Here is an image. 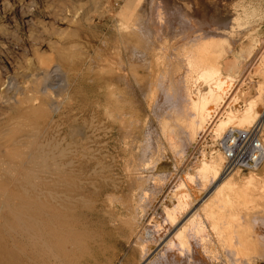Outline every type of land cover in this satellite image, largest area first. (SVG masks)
Segmentation results:
<instances>
[{
	"label": "rangeland",
	"instance_id": "1",
	"mask_svg": "<svg viewBox=\"0 0 264 264\" xmlns=\"http://www.w3.org/2000/svg\"><path fill=\"white\" fill-rule=\"evenodd\" d=\"M159 1L165 3L169 1L170 8L173 7L171 0H0L1 195L10 198L19 190L23 194H25L24 190L25 192L31 190L28 186H24V190L17 189L10 181L13 180L15 164H21L18 160L13 163L15 161L13 158L19 154H29L33 147L29 144L32 142H35L36 145L38 142V147L46 151V154L52 152L59 154L60 151H65L62 153V157L63 155L66 157L63 159L60 157L62 165L67 164V155L74 152L76 139L83 144H90L87 137L91 138L90 140L93 142H108L109 137H104V133L99 131L100 124L97 116L101 67L105 59L115 55L121 32L123 34L126 29L124 33L126 35L134 30L135 24L148 20L153 13L152 6ZM197 2L200 9L195 10L198 14L197 18L199 17L195 21L203 29L227 28L232 30L233 26H237L235 18L239 16L244 18V24L242 23L241 28L234 29L233 36L219 34L213 36V39L211 38L212 41L215 38L214 43L216 41L230 42L233 46V53H228L229 58L228 56L226 58L230 59L233 55L232 60H236L238 57L239 59H237L241 62L243 73L241 81H245V83L241 94L242 99L240 98L241 101L236 102L237 106H233V109L242 111L245 106L244 102L248 98L251 99L260 91H264L258 89L260 84H264V0H198ZM122 22L125 24L121 27ZM250 51L252 52L250 53ZM43 64L59 68L65 77V86L58 94L59 99L66 100V102L56 113L49 110L44 112L39 108L44 105L43 102H48L46 95L43 94L45 91L43 87L54 88L49 85L51 76L49 73L46 76L38 74L37 69L44 66ZM231 69L228 70L232 71ZM225 74L223 73V75ZM37 77L41 78L42 86L40 85V87L42 89L35 88L30 81ZM10 82L14 83L13 87L15 85L14 90L12 88V92L10 91L12 95L16 93L15 98H11L10 92L7 93ZM49 92L52 93L51 90ZM30 98L38 100L34 103ZM243 98L245 99L243 100ZM239 106L242 108L239 109ZM261 106L260 113L264 111L261 109L264 108V104ZM72 130L81 131L83 136L73 138ZM147 134L149 135V133ZM200 137L201 139L199 138L200 140L198 139L197 142L199 144L193 150L188 145H185L184 148L176 143L164 144V160L155 161L156 164L147 162L156 166L158 171H163L158 172L154 166H151L150 173L146 171V181L143 179L142 183L133 181V184L129 180V176H126L125 173L123 160L120 159L118 165L115 166L111 160L114 150H107L104 143L101 145L91 144V153L102 160L92 161L90 169H96L100 174H107V170L103 171L99 162L110 169L113 167V172L116 169L115 174L113 173L114 176L110 175L113 180H105L100 177V174L96 175L92 171L84 177L82 182L61 180V186L56 190L52 187V179L48 175H42L39 189L41 195L46 194L47 197L41 196V201L45 205H49L48 202L53 200L51 196L58 200L61 199L58 202L60 204L58 211L69 213L74 216L72 220H75L71 223L74 234L72 243L64 249L65 256L61 254L64 258L63 263L264 264V172H262L264 165L260 171L256 172L260 177L259 182L255 186L244 185L247 188L245 193L242 192L243 196L233 199L231 204L227 202L221 204L219 211L215 212L213 220L209 218L206 220L207 218H203L200 214L198 215L200 220H195V217L191 219L192 224L189 222L191 226L186 233L190 238H186L185 245L182 244L183 239L174 238L169 244H166V247L164 246L165 250L162 249L156 256L154 253L153 259L146 260L159 244L157 242L159 235L156 233L164 234L168 227L169 222L166 214L170 210L169 208H172L171 210L175 208L177 197L180 198V195L182 197V193H191L193 198H198L204 193L203 185L206 181H202L203 178L196 169L204 159L203 154L207 158L209 157L212 143L210 136L207 139L203 135ZM175 145H178L179 148ZM100 146L103 151L101 154ZM171 147H176V149ZM172 149L175 150L172 151ZM173 155L176 156L175 160ZM175 162L181 167L178 165L176 167ZM186 163L188 164L186 165ZM40 164H37L36 169ZM150 165L144 164L142 168L146 169ZM41 167L44 168V164H41ZM174 168L183 173L177 174L178 172H174ZM172 170L177 175H172ZM237 175V181L243 184L244 178L246 179L250 172L241 171ZM173 177H175L174 180ZM211 180L209 177L210 182ZM73 182L74 184H72ZM144 182L145 185H143ZM69 183L74 185L77 190L68 191ZM113 184L118 186L115 193H112L113 190L111 192L104 190V186L112 187ZM141 184L145 186L144 189ZM202 186L203 188H201ZM63 188H67V191H63ZM78 190L80 191L78 192ZM105 191L107 192L105 193ZM175 192L178 194L176 195ZM55 195L60 197L57 198ZM173 196H177L175 197L177 199H174ZM204 197L205 194L199 199ZM68 198L74 199L75 202L72 203L78 205L74 212H71L73 211L72 207L68 211L63 209L67 205L61 201L64 199L68 201ZM130 198L132 200H129ZM198 207L199 204L188 210L181 218L180 224L183 225V222L185 224L188 219L186 215ZM179 226L181 227V225ZM145 228L149 230L147 232L144 230L141 240L137 235H139V230ZM194 229L197 232L193 231ZM149 234L151 237L155 234L154 238H151ZM165 237H167V241L171 235L166 234Z\"/></svg>",
	"mask_w": 264,
	"mask_h": 264
},
{
	"label": "bare ground",
	"instance_id": "2",
	"mask_svg": "<svg viewBox=\"0 0 264 264\" xmlns=\"http://www.w3.org/2000/svg\"><path fill=\"white\" fill-rule=\"evenodd\" d=\"M171 1L172 8L168 4L169 1L166 3L159 1L157 4H154L151 10L153 13L149 16L148 20L139 24L137 23V25L135 24L136 28L134 27V30L130 33L125 35L126 29L123 31V28L122 31L124 33L122 34L121 31V34L119 33L116 52L114 51L115 55L104 60L100 72L102 76L100 75L101 78L99 80L100 90L98 91L97 116L100 124V133L103 132L104 137H109L107 143L103 141L93 142V140H90L91 138L87 137L90 144H83L80 143V140L76 139L74 143L76 146L75 150L67 155L68 162L65 165L60 164V157H62V153L65 151H60L61 154H53V152L46 154V151L38 147V142L37 145L35 142L29 144L33 145L29 154H19L13 158L15 160L13 163L18 160L21 164L18 162L19 165L15 164V173L12 178L13 180L10 182L17 189L24 190V186H28L31 190L28 192L24 190L25 194L19 190L18 193H14L12 196L9 195L10 198L0 194V264H65L63 263L64 258H62L61 254L65 256L64 249L72 243V236L74 234L71 223L75 221L72 220L74 216L58 211V206L60 205L58 202L61 199L58 200L51 196L53 200L48 202L49 205H45L41 201L42 197H47L46 194L42 196L39 189L41 176L48 175L52 179V187L57 190L61 186V180L82 182L85 179L84 177L87 174L89 175L90 172L92 173V171L96 175H99L100 173L96 169H90L92 161L95 159L102 160V158H96L91 153V144L101 145L104 143L107 150L113 149L114 153L113 155L111 154V160L115 166L118 165L120 159L123 160L126 176H129L131 182L135 181L139 183L141 180L147 179L145 177L147 175L146 171L149 172L151 166H154L147 162L164 160V144L170 143L172 145V143H176L183 147L188 145L193 150L199 144L197 142L199 138L201 139V135L205 139L210 136L212 143V147L211 145L210 147L212 149L211 152L209 151V157L207 158L203 154L204 159L198 169H196L203 178L202 181L208 182L206 186L205 183L204 185L202 183L205 187V189L203 186L201 187L204 193L198 198H193L191 193H182V197L179 194L180 198L173 196L174 199L178 198V201L173 210L169 208L171 211L169 209V211L167 210L168 212L166 211V217L169 222L167 224L168 227L164 234L156 233L159 235L157 237L159 244L157 245V249L151 255L149 254V257L146 259L147 261L153 259L174 238L183 239L182 244L185 245L186 238L188 237L186 233L191 226L192 218L195 217L196 220L200 214L203 218H207L206 220L208 218L213 220L215 212L219 211L221 204H225L226 202L228 204L233 203V199L243 196L241 194L247 188L244 185L255 186L259 182L260 177H258L256 172L260 171L264 165V150H262L260 164L256 169H249L250 175L246 179L244 178L242 184L237 181L236 175L238 172L243 171V169L235 166L232 170H228V161L221 148L230 135L236 132L239 138H243L244 134L259 138L264 149V111L260 113V106L264 104V91H260L251 99L247 97L248 100L245 101L246 103L244 102V109L242 111H235L233 106H237L236 102L241 101V94L245 83V81H241L243 78L241 62H239L238 57V59L232 60L233 55L228 59V53H233V46L230 42L226 43V41L224 43L223 41L220 43L216 41L214 43L215 38L212 41V37L219 34L233 36L234 29H237L236 27L241 28L244 18L240 16L235 18L237 26H233V31L227 28L203 29L195 21L199 18H197L198 14L195 12V10L198 11L200 9L198 0ZM124 24H121V27ZM208 39L210 40L208 41ZM217 42L220 44H217ZM227 56L228 58H226ZM43 65L37 69L39 71L38 74L46 76L49 73L51 75L49 85H52L54 88L47 89L43 87L45 91L42 92L46 95L48 102H43L44 105H41L39 108L44 112L49 110L56 113L61 110L66 102V100H60L58 94L65 86V77L59 68H52L49 64ZM229 67L232 68V71L228 70L230 69ZM223 73L226 74L223 75ZM40 80L41 78L37 77L35 79L32 78L30 81H32V84L36 88L40 87V85L42 86ZM13 84L12 82L9 83L10 86L7 87V93L12 88L14 90L15 85L13 87ZM263 87L264 84H260V88L258 89L264 90L262 89ZM50 90L52 93L49 92ZM15 94L12 95L11 93V98H15ZM30 99L34 103L38 100L36 98ZM239 107V109L242 108L241 106ZM72 131L73 138L83 136L81 131ZM81 141L83 142L84 140L82 139ZM176 147L171 148L176 149ZM216 147L217 149H214ZM101 149L100 146V154L103 152ZM175 149H172V151ZM181 150L183 149L181 148ZM176 153L178 152L176 151ZM65 157L66 155H63L61 159ZM175 159L176 156H174ZM179 162L181 161L179 160ZM40 163L44 164V168L41 167ZM37 164H40L39 168L41 167V170L39 168L36 169ZM99 164L103 171L107 170V174L101 173L100 177L110 180L112 177L110 175H113L116 169L113 172V167L110 169V167L104 166L102 162H99ZM144 164L150 165L148 166L149 169H147L148 167L146 169L142 168ZM175 164L176 167L177 165L181 167L177 162ZM154 167L157 170L156 166ZM174 172L180 174L182 171L175 169ZM262 172H264V169ZM168 173L170 174L169 171ZM209 177L212 179L211 182L209 181ZM69 184L70 188L68 186V191L77 190L72 185L74 182ZM139 185L138 187H140ZM143 185H145V182ZM143 185L141 184L144 189L145 186ZM117 187L115 184L112 187L106 185L104 186V190H108V192L113 190L114 192L112 193H115L118 189ZM185 188L187 189V187ZM66 189L63 191H67ZM177 189L179 190V188ZM178 193L175 192L176 195ZM204 194L205 197L200 200L199 198L203 197ZM66 199L61 201V203L65 202V205H67L63 209H67L68 211L72 207L73 211L71 212H74L76 207H78L77 204L72 203L75 200L68 198L67 201ZM134 199L136 200L135 196ZM129 200L132 199L130 198ZM197 204H199V207L186 215V218L189 220L187 219L185 224L183 222V225L180 224L183 215ZM130 205L132 206V204ZM129 208L131 207L129 206ZM149 224L147 225L149 226ZM144 230L147 232L149 229L139 230V235H137V237L140 236L139 239L143 237ZM193 231H196V229ZM166 234L171 235V238L167 241ZM154 235L153 237L150 235V237L154 238ZM147 236L145 237L147 238ZM139 239L137 240L139 241ZM154 253L155 256H153Z\"/></svg>",
	"mask_w": 264,
	"mask_h": 264
},
{
	"label": "built area",
	"instance_id": "3",
	"mask_svg": "<svg viewBox=\"0 0 264 264\" xmlns=\"http://www.w3.org/2000/svg\"><path fill=\"white\" fill-rule=\"evenodd\" d=\"M222 152L228 161V170L233 167H241L243 171L256 169L262 160V142L257 137L244 134L239 138L234 132L227 141L222 144Z\"/></svg>",
	"mask_w": 264,
	"mask_h": 264
}]
</instances>
